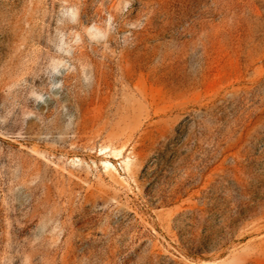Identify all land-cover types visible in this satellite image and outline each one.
I'll return each instance as SVG.
<instances>
[{
  "label": "rangeland",
  "instance_id": "obj_1",
  "mask_svg": "<svg viewBox=\"0 0 264 264\" xmlns=\"http://www.w3.org/2000/svg\"><path fill=\"white\" fill-rule=\"evenodd\" d=\"M0 264H264V0H0Z\"/></svg>",
  "mask_w": 264,
  "mask_h": 264
}]
</instances>
